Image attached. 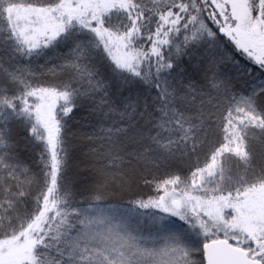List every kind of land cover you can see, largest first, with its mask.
<instances>
[{"label":"snow or ice","instance_id":"1","mask_svg":"<svg viewBox=\"0 0 264 264\" xmlns=\"http://www.w3.org/2000/svg\"><path fill=\"white\" fill-rule=\"evenodd\" d=\"M0 264H264V0H0Z\"/></svg>","mask_w":264,"mask_h":264}]
</instances>
